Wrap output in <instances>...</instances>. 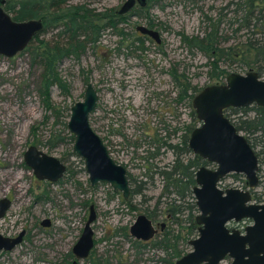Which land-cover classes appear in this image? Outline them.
I'll return each mask as SVG.
<instances>
[{"label": "rangeland", "instance_id": "374dc122", "mask_svg": "<svg viewBox=\"0 0 264 264\" xmlns=\"http://www.w3.org/2000/svg\"><path fill=\"white\" fill-rule=\"evenodd\" d=\"M124 1L71 0L69 4H85L92 10L106 11L120 8ZM232 1L240 3V0H153L147 14L160 31L163 40L160 48L154 40H144L143 44L136 45H143L145 49L131 50L127 45L132 39L122 44L119 35L105 31L97 45L87 48L79 59L71 57L59 64L58 72L69 88L65 92L57 86L51 88V101L62 114L59 117L42 100L38 91L42 69L32 63L31 54L22 51L14 57L0 55V199L8 197L12 201L6 216L0 220V234L15 237L26 232L21 244L11 251H0V264H67V254L72 252L83 231L91 204L97 210V219L92 225L97 241L93 254L81 264L174 262L160 244L163 236L141 245L129 234V227L138 215L152 212L164 185L162 177L155 175L151 180L146 175V165L164 166L175 158L172 150L164 146L148 162L146 150H155L160 143L156 142L157 138L179 143L186 126L193 122L192 101L179 99L169 75L171 68L185 74L201 90L224 83L226 79L212 76L215 68L208 57L183 43L181 33L201 36L218 22L221 46L240 53V56L221 59L219 66L227 71L226 77L232 72L260 73L254 61L256 53L248 57L244 45L252 31L259 33L254 35L256 38H263L264 0H259L258 7L251 9L252 15L254 12L258 17V21L255 15L252 19L253 23L258 22V28L251 25L238 32L235 29L239 24L232 23L236 16ZM4 2L0 0V6ZM244 14L239 12L240 16ZM138 24L147 25V19L131 16L123 27L140 36L136 31ZM56 33L57 29H50L40 38L50 40ZM261 73L264 79V70ZM88 83L99 94L98 108L90 117L91 125L109 147L112 157L125 165L132 177L147 180L144 193L133 197L135 209L124 204L122 194L116 193L110 184L91 185L83 159L73 151L72 133L62 123L68 122L72 105L84 100ZM229 116L234 118L237 114ZM200 125L199 121L196 127ZM57 136L63 141L53 149L41 143L51 139L57 142ZM250 137L255 151L260 152L264 135ZM32 144L66 163L67 172L62 179L51 183L36 178L24 161V154ZM238 184H243L242 179L232 175L223 180V186ZM256 191L264 192V184ZM185 218L187 213L181 214L177 222L184 224ZM46 219L51 221L48 227L42 225ZM158 221L165 222L170 232L185 227L165 216ZM245 222L249 224L250 220ZM181 247L191 250L189 244L183 243ZM229 262L224 260L222 264Z\"/></svg>", "mask_w": 264, "mask_h": 264}, {"label": "water", "instance_id": "95a60500", "mask_svg": "<svg viewBox=\"0 0 264 264\" xmlns=\"http://www.w3.org/2000/svg\"><path fill=\"white\" fill-rule=\"evenodd\" d=\"M135 5L145 7L148 0H125L119 13L127 14ZM43 29L41 18L17 21L0 6V55L16 56ZM136 31L161 41L160 31L156 28L138 24ZM98 100L96 88L88 83L84 100L77 101L70 108L67 126L75 137L73 151L83 159L91 185L108 183L115 192L128 199L131 187L127 168L112 157L109 147L91 125L90 117ZM254 104L264 107V79L254 70L245 74L232 72L224 83L206 86L192 99L201 125L192 131L189 147L217 168L212 170L202 166L196 171L193 193L199 209L196 221L201 225L200 235L191 241L193 250L178 259L176 264H220L226 257L232 259L230 264H264V203H253L249 191L219 187L220 181L231 173L243 174L251 187L258 184V156L246 136L225 115L228 108ZM24 161L39 180L55 183L67 172V165L60 158L44 152L35 144L26 150ZM11 206L8 197L0 199V220ZM96 217L95 205L91 204L83 231L72 248L75 264L87 259L94 247L92 225ZM244 219L253 221L244 233L228 228L229 222ZM42 223L48 226L50 220ZM130 233L137 239L148 241L157 230L151 219L140 214L130 226ZM23 235L24 232L16 237L0 234V251L14 249L22 242Z\"/></svg>", "mask_w": 264, "mask_h": 264}, {"label": "trees", "instance_id": "16d2710c", "mask_svg": "<svg viewBox=\"0 0 264 264\" xmlns=\"http://www.w3.org/2000/svg\"><path fill=\"white\" fill-rule=\"evenodd\" d=\"M69 1L71 0H5L3 3L4 9L17 21L41 18L44 22V29L27 46L24 52H29L31 54L33 64L41 66L42 72L38 91L42 96L44 104L47 105L50 111L56 113L54 115L57 117L62 114H60V110H58L51 101V88L57 86L64 92L69 89L65 80L61 78L58 72V66L63 60L71 57L79 59L81 55L86 52L87 48L97 45L107 30L119 35L122 39H132L127 45V48L131 50L140 48L145 49L143 45H136L137 43L143 44L144 39L141 36H136L133 33L127 32L126 28L123 27V24L127 23L131 16L146 18L147 26L156 28L155 22L149 18L147 14L153 0H148V5L145 8L134 7L127 14H120L119 8L98 11L88 8L85 4H69ZM258 1L259 0H240V3L239 1L231 2V5H236L234 10L236 16L232 23L239 24L235 32L245 27L251 28V25L252 27H256V29L258 28V17H256L253 12V15H255L257 19V21L253 23L252 19L254 18L251 10L258 7ZM239 12H245L244 16H240ZM50 29H57V33L53 38L50 40L41 39V34ZM258 34L257 31H252V35L248 38L249 40L244 46H246L248 57L252 56L253 52L256 53L254 61L259 65V74L261 76V70H264V33L263 40L254 36ZM180 37L183 43L187 44L190 48L201 51L208 57L215 68V72L212 76L217 78H226L227 75V71L219 66L222 58L229 59L233 57V55L238 54V56H240L239 52L236 54L234 53V48H225L221 46L222 36L219 31L218 22L210 25L201 36L189 37L181 33ZM170 73L175 81L179 99H188L191 102L195 94L201 89L192 85L188 77L183 73H179L177 69H170ZM225 113L238 114L234 119V124L239 131L245 132L253 137L258 133L264 135V107L254 104L241 108H228L225 110ZM192 115L193 122L186 126V132L182 135L179 143H168L164 138H157V142L160 143L156 146L155 150L152 151L150 148L146 150L148 153L146 161L150 158H156L164 146L169 147L175 155L171 164L160 166L150 163L151 165H146V175L151 180L154 179L155 175H158L162 177L164 181L162 194L158 198L156 206L151 210L153 213L157 211L161 203L164 202H162L163 197L166 198L164 209L167 210V212H172L174 217L176 213H179V215L183 213L184 204L188 207L187 209H189V212H191V218L194 215V211L197 210L196 203L194 200L192 201V187L196 183L194 172L206 162L200 156L191 154L192 151L188 145L189 134L197 126V122H199L194 110L192 111ZM69 117L70 112L67 115V118ZM62 123L65 127L67 126V122L63 121ZM250 136H248V140L250 144L254 146ZM57 137V142H53L51 139L41 141V143L53 149L63 141L61 136ZM71 140L72 143H74L75 137L73 134H71ZM153 144L154 140H152L151 146H153ZM258 154L262 165L261 171L264 174V141L263 149L258 152ZM128 176L132 198L135 197V195L143 194L146 189L147 180L132 177L131 175ZM263 194L257 198L262 199ZM172 195L178 196L180 201L178 204L176 203V198H173ZM123 202L135 209L131 201ZM149 212L150 211H148L147 214L150 216ZM163 247H167V245ZM180 255L181 254H179L178 257H180ZM67 257H69L67 264H72V260H70L72 252L68 253Z\"/></svg>", "mask_w": 264, "mask_h": 264}, {"label": "flooded vegetation", "instance_id": "af4514ba", "mask_svg": "<svg viewBox=\"0 0 264 264\" xmlns=\"http://www.w3.org/2000/svg\"><path fill=\"white\" fill-rule=\"evenodd\" d=\"M134 7H140L139 5H135ZM146 7V6H145ZM145 7H141V8H145ZM149 27V26H148ZM138 32V31H137ZM140 33V32H139ZM140 36L144 39V40H149V41H153L154 39L153 38H151L150 36H148V35H143V34H141L140 33ZM160 38H161V41L160 42H157V41H155L156 43H157V45H158V47L160 48V44H162V42H163V40H162V37H161V34H160ZM127 39H122V44H124L125 43V41H126ZM171 69H173V68H171ZM169 75H170V77H171V79H172V81L175 83V81H174V79H173V77H172V75H171V73L169 72ZM262 77V76H261ZM263 78V77H262ZM97 90V89H96ZM97 92H98V90H97ZM99 95V94H98ZM156 97H157V95H155ZM98 103H99V100H98ZM97 108H98V104H97ZM97 108H96V110H97ZM232 122H233V124H234V119L238 116V114H237V116H235L234 118L232 117H230L229 116V114H225ZM235 125V124H234ZM196 128V127H195ZM194 128V129H195ZM237 128V127H236ZM193 129V130H194ZM192 130V131H193ZM238 130V129H237ZM192 131H191V133L189 134V138L188 139H190V137H191V134H192ZM239 131V130H238ZM186 132V131H185ZM240 133H242L243 134V132L242 131H239ZM185 133H183V135H184ZM244 135V134H243ZM245 136V135H244ZM246 138L248 139V136H246ZM249 141V140H248ZM157 142V141H156ZM250 143V142H249ZM159 144V143H158ZM188 145H189V140H188ZM251 145V144H250ZM252 146V145H251ZM253 147V149H254V146H252ZM190 148V147H189ZM191 149V148H190ZM255 150V149H254ZM192 151V150H191ZM256 152V154H257V156H258V164H259V169H258V171H257V175H258V178H259V181H258V184L256 185V186H254V187H251V186H249V184H248V181H247V179H246V177L243 175V174H238V173H231V174H228V175H232L233 177H235L236 179H242V185H240V184H238V185H240V186H238V185H226V186H223V180L228 176H226L224 179H222L221 181H220V183H219V187L221 188V189H224V190H226V189H228V188H238V189H241V190H246V191H249L250 193H251V196H252V202L253 203H264V200H263V197H262V199H258L257 197L258 196H260L261 194H263L264 192H262V193H259L258 191H256L257 190V188H259V187H262V184H264V174H263V172L261 171V160H260V156H259V154H258V152L257 151H255ZM191 154H193V155H198V154H195V153H193V151H192V153ZM198 156H200V155H198ZM201 157V156H200ZM202 158V157H201ZM206 163L204 164V165H202V166H205V167H207L208 169H212V170H214V169H216L217 167H216V165L214 164V163H211V162H209L208 160H206V159H204V158H202ZM66 164V163H65ZM202 166H200V167H202ZM199 167V168H200ZM199 168H197L196 170H195V172H194V175H195V181H196V171L199 169ZM128 175H130L129 173H128ZM130 181V180H129ZM195 185H196V183L194 184V186L192 187V191H193V188L195 187ZM131 187V186H130ZM117 193V192H116ZM122 194V193H121ZM162 194V190H161V192L159 193V195H158V197H157V200H156V204H157V201H158V198L160 197V195ZM192 195H193V199H192V201L194 200V202L196 203V199H195V196H194V193L192 192ZM173 196V198H176V203L178 204L180 201H179V198H178V196L177 195H172ZM122 197H123V195H122ZM165 197H163L162 198V202L164 201L165 202ZM170 200V199H169ZM123 201H126V202H128V201H131V203H132V201H133V198H132V194L130 193V196H129V198L128 199H125L124 197H123ZM161 203V205H160V207H159V209H157V211H154V213L153 212H149V214H150V216L147 214V213H143V214H145L149 219H151L152 220V223H153V225H154V227L156 228V230H157V233H156V235L152 238V239H150V240H148V241H145V240H142V239H137L136 237H134V236H132L131 235V233H130V227H129V234L135 239L134 241L135 242H137V243H140L141 245H145V244H149L152 240H154L157 236H159V235H161V236H163V238L161 239V241H160V244H161V246L163 247L164 245H167V247H163L168 253H169V256L171 257V259L172 260H174V262H171V264H176V261L178 260V259H180V258H182L184 255H186L187 253H189L190 251H192L193 250V246H192V244H191V241L192 240H194L195 238H197L199 235H200V232H199V227L201 226V225H199L198 223H197V221H196V217H197V215L199 214V209H198V207H197V210H195L194 211V215L192 216V218L190 217L192 214H191V212H189V209H187L188 207L184 204V207H183V213L182 214H186L187 213V218H185L184 219V224L183 223H181V222H177L178 220H179V218L181 217V215H179V213H176V216L174 217L173 215H172V212L170 213V212H167V210H165L164 208H165V203ZM124 203V202H123ZM124 204H126V203H124ZM133 204V203H132ZM156 204H155V206H156ZM154 206V207H155ZM196 206H197V204H196ZM95 211H96V215H97V210H96V207H95ZM89 212H90V207H89ZM161 216H165V219L168 217V218H171V219H173V220H176V224H180V225H182L183 224V227H184V230H183V228H181V227H179V230H178V232H174L175 230H173L172 232H170L169 230H166V223L165 222H160V221H158V219L161 217ZM190 218H191V220H190ZM194 218V219H193ZM96 219H97V217H96ZM194 220V221H193ZM247 220H250V223L249 224H246V222L245 221H247ZM96 221V220H95ZM94 221V222H95ZM43 222V221H42ZM251 224H253V221L251 220V219H244V220H241V221H238V222H236V221H231V222H229L228 223V228L230 229V230H233V229H237V230H239V231H241L242 233H244L245 232V229H246V227L247 226H249V225H251ZM42 225H43V223H42ZM51 225V221H50V224L48 225V226H50ZM47 226V227H48ZM94 230V229H93ZM22 232H24V235H23V240H24V238H25V234H26V232L25 231H22ZM95 233V232H94ZM20 234V233H19ZM18 234V235H19ZM17 235V236H18ZM128 235V234H127ZM16 237V236H15ZM23 240H22V242H23ZM96 239H95V234H94V247H95V245H96ZM21 242V243H22ZM20 243V244H21ZM189 244L190 245V247H191V250L190 251H186L183 247H181V245L182 244ZM74 247V246H73ZM94 247H93V249H94ZM93 249H92V251H91V253H90V255H89V257L93 254ZM181 254L180 255V257H178V255L179 254ZM88 257V258H89ZM72 258V259H71ZM70 258V260H72V264H75L74 263V261H75V256L73 255V252H72V257ZM87 258V259H88ZM85 260V259H84ZM224 260H231L232 261V259L230 258V257H226ZM223 260V261H224ZM171 261V260H170ZM222 261V262H223ZM222 262H220V264H222ZM231 262H229L228 264H230ZM79 264H81V261H80V263Z\"/></svg>", "mask_w": 264, "mask_h": 264}, {"label": "bare ground", "instance_id": "6f19581e", "mask_svg": "<svg viewBox=\"0 0 264 264\" xmlns=\"http://www.w3.org/2000/svg\"><path fill=\"white\" fill-rule=\"evenodd\" d=\"M6 173H7V172H6ZM6 173H5V174H6Z\"/></svg>", "mask_w": 264, "mask_h": 264}]
</instances>
